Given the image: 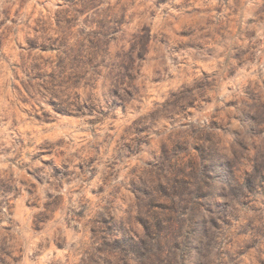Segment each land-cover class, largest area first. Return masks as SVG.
Returning <instances> with one entry per match:
<instances>
[{"label":"clouds","instance_id":"1","mask_svg":"<svg viewBox=\"0 0 264 264\" xmlns=\"http://www.w3.org/2000/svg\"><path fill=\"white\" fill-rule=\"evenodd\" d=\"M0 264H264V0H0Z\"/></svg>","mask_w":264,"mask_h":264}]
</instances>
